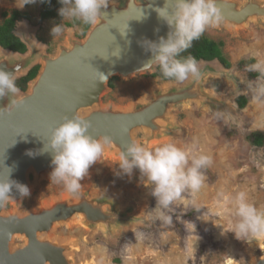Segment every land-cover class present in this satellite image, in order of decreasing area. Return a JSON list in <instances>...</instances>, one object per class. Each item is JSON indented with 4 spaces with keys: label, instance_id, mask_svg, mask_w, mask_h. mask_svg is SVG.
I'll return each mask as SVG.
<instances>
[{
    "label": "water",
    "instance_id": "1",
    "mask_svg": "<svg viewBox=\"0 0 264 264\" xmlns=\"http://www.w3.org/2000/svg\"><path fill=\"white\" fill-rule=\"evenodd\" d=\"M107 3L108 8L101 9L99 22L89 27L84 39L69 38L54 55L42 53L29 35L22 38L15 34L27 48L24 54L0 47V69L14 72L19 68L15 81L40 67L27 90L17 94L23 103L0 116V178L6 177L10 169V179L26 185L30 193L34 187L32 176L36 182L47 179L52 171V157L42 150L52 129L66 117L88 121L89 134L94 138L109 137L111 144L103 151L118 164L121 151L130 142L140 144V133L149 142L173 135L171 112L177 108L198 103L202 108L222 111L234 122L228 103L206 88L208 78L217 74L221 77L230 71L218 60L198 62L199 80L189 76L179 83L167 81L129 108L104 105L103 96L112 79L129 80L158 72L156 65L141 70L151 58L142 42L145 39L158 42L169 31L154 11L164 7L165 0H107ZM0 6L21 12L23 2L0 0ZM217 6L224 20L215 28L239 30L250 23L264 22V0H217ZM237 85L240 92V86L245 84L239 80ZM8 102L7 96L0 98V109L7 107ZM29 151L34 155H27ZM131 179L151 186L145 183L139 169H133ZM10 198L0 205V264H76L69 255L74 247L54 237L57 227L78 219L87 231L115 232L133 221L131 209H123L113 195L94 194L91 188L39 203L25 213L21 211L25 197L13 188ZM8 202L14 210H6ZM16 238L24 244L14 245ZM258 247L264 251V236L258 237ZM250 264H264V254Z\"/></svg>",
    "mask_w": 264,
    "mask_h": 264
},
{
    "label": "rangeland",
    "instance_id": "2",
    "mask_svg": "<svg viewBox=\"0 0 264 264\" xmlns=\"http://www.w3.org/2000/svg\"><path fill=\"white\" fill-rule=\"evenodd\" d=\"M5 11L12 9L0 6V24ZM21 11L27 12L30 20L20 21L15 34L22 38L29 35L44 54L54 55L71 37L80 40L85 37V25L79 21L63 18L42 21L38 0L25 4ZM61 23L65 31L53 39L51 29ZM203 35L224 43L222 51L231 63L230 71L221 77L208 78L206 88L228 103L234 122L224 115L217 119L216 111L194 103L171 112L175 127L173 135L149 142L144 133H140L138 139L150 150L166 143H174L178 147L195 143L197 153L211 158V163L202 169L206 178L204 186L194 197L184 193L182 199L171 206L176 209L174 214L169 212L173 215V224L165 226L148 214L156 207L151 186L135 182L127 175H117L121 172L118 163L103 151L80 181L81 189L91 188L94 194L106 192L113 195L123 209L132 210L133 221L115 232L87 231L78 219L70 225L57 227L54 237L74 247L69 255L75 257L76 264H100V248H106L109 253L104 258V264H228L226 255L234 260V264H250L264 254L258 247V237L250 236L242 241L237 240L233 233H226L232 207L226 198L244 191L250 203L264 210V146L254 147L247 141V136L253 132L264 133V106L252 103L251 93L247 91L248 82L257 78L249 77L238 67L241 60H255L253 53L258 52L264 57V22L250 23L239 30L226 26L209 28ZM239 80L246 85L240 86V92L235 87L239 86ZM165 82L152 74L129 80L114 78L109 82V91L103 96V104L129 108L135 101L145 100ZM240 95L249 100L243 110H239L236 104ZM31 179L34 187L21 204L22 213L68 193L62 184L50 182L49 177L40 182H36L33 176ZM192 199L200 207V212L188 203ZM14 208L8 202L6 210ZM183 210L187 212L181 220L194 222L195 234L184 223L177 221L176 217ZM203 212L206 215L202 220L197 219ZM222 229L226 234H222ZM137 233H142L143 237L140 238ZM20 244L24 241L16 238L14 245Z\"/></svg>",
    "mask_w": 264,
    "mask_h": 264
},
{
    "label": "clouds",
    "instance_id": "3",
    "mask_svg": "<svg viewBox=\"0 0 264 264\" xmlns=\"http://www.w3.org/2000/svg\"><path fill=\"white\" fill-rule=\"evenodd\" d=\"M35 2L36 0H23V6ZM58 2L62 5L58 14L63 20H75L87 26L96 25L102 16L101 9L108 8L107 0H58ZM154 11L166 23L169 31L167 37H160L158 42L147 39L142 42V47L151 53V58L141 70L156 65L166 79L183 82L191 76L199 80L201 73L198 61L191 54L182 57L181 53L187 51L193 41L198 40L209 28L218 27L223 22L224 17L217 6V0H165L164 7L155 8ZM64 31L65 26L61 23L52 27L50 34L54 39L61 36ZM253 57L255 62L245 65V71L257 73L258 76L256 80L248 82L247 91L251 93L252 103L264 106V57L258 52L253 53ZM18 70V67L14 72L0 69V98L7 96L9 101L7 107L0 109V116L11 113L24 101L23 98H17L20 90L15 83V73ZM223 115L222 111L215 113L217 119H221ZM90 127V123L80 117L71 119L66 117L58 127L52 129L42 150L51 153L50 182L62 184L66 191L73 195L80 191V181L88 174L89 168L98 161L105 146L111 144L109 137L97 139L90 135L88 131ZM26 154L34 155L32 151ZM210 163L209 156L197 153L195 143L184 147L166 143L150 150L141 144L130 142L125 150L121 151L118 164L121 172L117 175L131 177L133 169H139L142 177L146 178L145 183L151 185V195L156 200V207L148 213L149 216L165 226H171L173 215L169 212L174 214L176 210L171 206L180 201L184 193L187 192L194 197L199 192L206 179L202 169ZM10 174L11 170L8 169L7 176L0 178V205L11 199L10 193L13 188L21 197L30 195L29 188L10 179ZM226 199L232 205L226 233L231 232L237 240L242 241L250 236H264V210L250 203L244 191ZM188 203L195 207L196 212H200L201 209L195 204L194 199ZM186 212L183 210L176 219L195 234L196 224L181 220ZM204 215L205 212L197 219L202 220ZM226 233L222 229V234ZM137 236L142 238L143 234L137 233ZM99 251L100 264H104L105 256L109 255L108 250L100 248ZM226 257L228 261H234L229 256Z\"/></svg>",
    "mask_w": 264,
    "mask_h": 264
},
{
    "label": "trees",
    "instance_id": "4",
    "mask_svg": "<svg viewBox=\"0 0 264 264\" xmlns=\"http://www.w3.org/2000/svg\"><path fill=\"white\" fill-rule=\"evenodd\" d=\"M41 13L40 18L42 21L49 20H60L62 17L58 14V10L62 7V5L58 2V0H49V2H41ZM3 22L0 24V47L3 49L24 54L27 52L26 46L22 43V41L15 35V23L19 18L28 19V13L12 11L9 13L8 11L3 12L2 14ZM90 26L85 25L84 34H86L87 30ZM223 42H215L214 40L202 35L198 40L193 41L192 46L185 52L181 53L182 57H186L191 54L196 58L198 62L206 61L211 62L214 60H218L225 68H231V63L227 60L225 55L223 54ZM254 59L249 60H241L238 63V67L241 71H245V65L254 63ZM40 67L36 66L25 76L15 81L16 86L19 90L25 92L27 90L28 84L30 81L35 79L38 75ZM248 76L251 78H257L258 74L254 72H247ZM154 78H158L161 81H175L174 79H166L164 78L158 68V72L153 75ZM111 85V84H110ZM249 100L246 97H239L236 99V104L239 110H243L246 108ZM247 141L251 146L254 147H263L264 146V133L261 131H256L247 136Z\"/></svg>",
    "mask_w": 264,
    "mask_h": 264
},
{
    "label": "flooded vegetation",
    "instance_id": "5",
    "mask_svg": "<svg viewBox=\"0 0 264 264\" xmlns=\"http://www.w3.org/2000/svg\"><path fill=\"white\" fill-rule=\"evenodd\" d=\"M9 13H11L12 11H8ZM22 13H24L23 11H21ZM27 13V12H26ZM29 15V14H28ZM24 20H30V17L28 19H25V18H19L16 23H15V31H16V28H17V24L21 21H24Z\"/></svg>",
    "mask_w": 264,
    "mask_h": 264
},
{
    "label": "bare ground",
    "instance_id": "6",
    "mask_svg": "<svg viewBox=\"0 0 264 264\" xmlns=\"http://www.w3.org/2000/svg\"><path fill=\"white\" fill-rule=\"evenodd\" d=\"M226 28H227V27H226ZM243 29H244V28H243ZM18 34H19V33H18ZM22 34H23V33H22ZM25 40H27V39H25ZM206 71H207V70H206ZM206 71H203V72L205 73ZM204 73H203V74H204ZM217 76L220 77V75H218V74H217ZM85 229L87 230V228H85ZM76 249H77V248H76ZM73 253H74V252H73ZM73 253H72V254H73ZM74 254H75V253H74ZM73 257H74V256H73ZM74 258H75V257H74ZM75 263H76V262H75ZM228 264H232V261H229Z\"/></svg>",
    "mask_w": 264,
    "mask_h": 264
}]
</instances>
